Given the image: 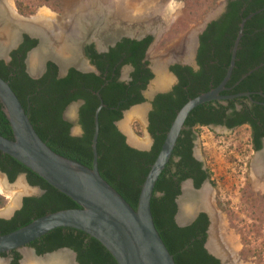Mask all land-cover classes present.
Here are the masks:
<instances>
[{
	"label": "trees",
	"instance_id": "16d2710c",
	"mask_svg": "<svg viewBox=\"0 0 264 264\" xmlns=\"http://www.w3.org/2000/svg\"><path fill=\"white\" fill-rule=\"evenodd\" d=\"M47 1L44 0L45 3ZM214 1L208 0V4L211 5ZM16 6L23 16L34 13L23 8L20 2ZM263 9L264 0H231L226 13L217 21L211 22L199 37L200 45L196 58L199 70L194 72L191 68L178 66L172 68L179 82L172 92L157 95L153 101L148 127L153 144L149 151H138L129 147L115 123L120 121L124 111L144 102L142 92L151 81L152 75L145 68L147 63L142 62L152 42L151 37L139 42L123 39L103 55H97L93 46H89L86 51L100 71L99 77L70 69L66 77L58 78L56 65L48 63L46 73L35 80L26 73L24 61L27 53L37 46V41L24 36L23 44L11 53L10 62L0 60V78L8 83L19 99L40 139L56 154L88 168H91L92 164L94 113L99 106L95 93H99L105 107L99 113L98 170L101 177L136 210L142 184L161 150L176 114L189 100L216 88L221 83L229 66L240 23L258 11L260 13L244 24L235 67L225 86L226 90L221 95L230 96L245 92H261L264 95ZM119 61L120 65L115 69ZM125 64L134 68L131 81L127 84L118 82L120 66ZM251 97L258 104H254L250 111H233L230 117L225 115V108L210 107L207 103L189 114L171 157L181 158V163L175 166L177 174H180L185 164L192 162L193 169H196L200 178L194 180L196 188L200 187L204 179H211L210 172L201 174L200 164L193 162L190 157L193 141L191 128L195 125H219L223 124L225 119L229 128L249 125V143L254 151L261 149V139H264V96ZM79 100L85 102L79 111V125L83 134L81 137H72L69 135L71 125L63 121L62 113L71 103ZM245 100L247 101L245 98L238 99ZM0 135L13 139L1 105ZM171 162L170 160L156 182L151 199L155 228L173 256L175 264H220L204 247L209 224L205 214L199 215L186 227H179L175 222V199L179 195V183L183 180H173L170 174ZM0 171L7 176L10 183H13L19 174L24 173L30 186L43 191L41 196L25 198L21 209L11 219H0V236L14 232L47 214L79 208L70 198L1 152ZM189 172L188 175H182V179L189 177ZM4 204L5 199L0 197V207ZM30 246L39 256L66 248L76 254L79 264H117L100 243L74 229L53 230L32 242ZM11 255V264H18L21 258L19 253L14 250Z\"/></svg>",
	"mask_w": 264,
	"mask_h": 264
},
{
	"label": "water",
	"instance_id": "95a60500",
	"mask_svg": "<svg viewBox=\"0 0 264 264\" xmlns=\"http://www.w3.org/2000/svg\"><path fill=\"white\" fill-rule=\"evenodd\" d=\"M230 1L231 0H220L216 5H214L212 9H210L207 14H205L193 32L181 38L180 42L174 46L171 51H169L172 57L169 60H165L162 66L166 75L170 77L171 82H173L174 77L169 73V67L173 64L190 66L194 70H198L196 57L200 45L199 36L211 22L217 21L224 13H226V9ZM216 7H220V11L215 15H211L212 10H214ZM258 13H260V11L249 15L240 23L239 32L232 47L229 66L221 83L216 88H213L210 91L200 94L194 99L189 100L176 114L168 132L166 133L161 150L142 184L136 210H134L119 195V193L101 177L98 170L97 139L99 134V113L105 107L98 93L96 94L99 98V106L94 113V133L91 140L92 164L91 168H88L56 154L40 139L31 125L19 99L12 91L8 83L0 78L1 110L9 123L13 135L12 140L0 135V152L19 162L26 169L39 176L47 184H49L61 194L70 198L76 205L79 206L77 209L63 210L47 214L14 232L0 236V256L2 254L10 253L14 250H18L22 256H24L25 252H29L34 256V258L43 260L50 257H55L61 253H67L72 258V263L78 264L76 262V254L70 249L63 248L52 253L38 256L35 254L33 249L28 248L32 242L41 238L42 236H45L53 230L59 228H69L83 232L90 238L96 240L107 250V252L112 256L117 264H175L173 256L167 250L154 225L151 212V199L154 187L171 159L180 133L184 128L186 119L195 108L213 101L230 100L238 97H249L248 93L238 94L235 96H221L220 94L225 90V86L229 82L232 71L235 67L236 53L243 35L244 24L248 19L252 18ZM12 15L22 21H31L37 16L36 14L30 17H23L16 12V9L14 13L12 12ZM63 16L64 12L59 15L55 14V17L58 21H61ZM150 33L152 32L144 29L142 31H135L134 34L125 33L115 35V37L110 39V41H107L106 47L108 45H115L122 38L130 37L141 40ZM24 34H27L31 38L38 41L37 46L27 53V58L25 61L26 73L32 79H38L42 76L45 62L51 60L46 58L42 61L40 67L41 69L38 71V74L32 75L29 73L27 67L29 55L38 50V48L42 45L41 34L39 31H34L32 34H29L26 31L20 30L14 33V37L9 44H0V60L5 61L6 63L9 61L11 51L18 48L22 41V35ZM162 34L163 33H161V31L158 34H154V42L150 46L148 53L158 44ZM189 35V40L191 42L189 50L190 56L188 60H183L181 57H179L182 55V52L179 50V46L183 42L184 38ZM88 42V39L84 41L81 40L80 44L78 45V57L81 59L84 58V45ZM161 57L163 56H158V58ZM148 60L150 61L149 68L152 71L154 78L149 82L146 90L142 93L145 102L143 104L135 105L129 110L144 107L147 113L148 109H150V102L153 100V98L158 93H167L172 85L171 83L162 89L154 88L153 82L156 79V73L152 63L154 59L152 60L148 58ZM52 61L57 64V62L54 60ZM58 67V78H64L67 75L69 68H75L78 70V68L72 65H67L63 69H61L59 65ZM78 71L84 72V70ZM91 71H94L93 67H91ZM83 103V101L71 103L65 111L66 113L69 109H72L73 117L75 119H69L67 117H65V119L73 123V125L76 126L79 131L80 127L76 120L77 110L81 105H83ZM129 110L123 113V118L121 120L124 119L125 113H127ZM146 113L143 118L145 125L147 124ZM121 120L116 122L115 126L125 137L126 144L138 151H149L153 144L149 132L146 130L148 139L150 140L148 146L145 148L134 147L128 142L127 136L119 129L118 124L121 122ZM2 176L8 183L6 176ZM18 178L19 176L17 179ZM20 179H23V182L31 190V194L33 196H40L43 194L41 189L31 187L26 182L24 175H20ZM204 187L209 189L211 199H213L214 191L208 182H205L200 189H191V191L198 193ZM21 201L22 196H18L15 206L10 209L9 212L5 213V215H1L6 219L11 218L14 212L21 208ZM211 203L214 209H216L213 201ZM201 212L206 213L209 220V226L206 232L207 240L204 246L206 251L211 256L219 260L220 264H240L237 262V260L229 257V255L226 254V250L222 246H220L219 250L217 247L215 249L210 248V244H212L211 238L213 231L211 227V217L207 211L196 208L193 210L187 221L179 222L178 206L175 222L179 227L189 226L196 220L199 213ZM224 256L226 259H223ZM0 263L8 264V261L0 259Z\"/></svg>",
	"mask_w": 264,
	"mask_h": 264
},
{
	"label": "bare ground",
	"instance_id": "6f19581e",
	"mask_svg": "<svg viewBox=\"0 0 264 264\" xmlns=\"http://www.w3.org/2000/svg\"><path fill=\"white\" fill-rule=\"evenodd\" d=\"M137 1L138 0H75L74 3L72 2L67 5L61 21H58L55 14L47 8H41L33 20L22 21L12 15V12H15L13 0H0V44H9L14 37V33L17 31L23 30L29 34H32L34 31H39L42 45L38 50L29 55L27 66L29 73L32 75L38 74L42 61L46 58L57 62L62 69L67 65H74L80 69H86V66L82 64V59L78 57L77 48L80 41H84L89 35L97 40L99 45H102L101 43H105L108 40L107 34L111 32L110 30L113 28V25H120L119 22L126 24V27H130L134 24L137 26L142 25L145 27V30L158 32V28H154L155 22H159L158 20L162 19L163 23H171L175 18L172 14L173 9H171L170 6H166L165 9L162 5L156 4V2L141 1L137 3ZM219 11L220 7H216L212 10L211 15H215ZM125 26L120 28L126 29ZM132 29L130 30L132 31ZM120 34L125 33L122 32ZM189 39L190 35L186 36L184 38L185 41L183 40L184 42L179 46V50L182 52V55L179 57L183 60H188L190 56L189 50L191 42ZM171 57L172 55L170 53L161 58H152V60L154 59L152 63L156 73V79L153 82L155 89L165 88L172 83L168 78L169 76L167 77L165 75L166 73L162 66L163 62L171 59ZM143 109L145 108H134L129 115L125 113V115L127 114V116H125L126 119L123 124H118L119 129L128 134L129 131H127L128 126L126 125V121L133 117L142 120L144 115ZM66 113L67 117L69 113L73 114V111L69 109ZM120 124L122 125V129L120 128ZM127 138L128 142L137 148H145L149 144L146 140H136V137L134 138L131 135L127 136ZM252 166L257 186L264 189V152L262 155L259 154L256 157ZM21 180L22 179H20L15 186L8 187L4 179H0V191L3 192V194L5 191L11 193L10 209L15 206L14 202L16 200V195L18 193L25 194V192L29 190V188L27 190L26 185H24V182ZM183 192V196L179 200V222L187 221L196 208L207 211L211 217V227L213 231L210 248L215 249L217 247L219 250L220 246H222L229 257L237 260L238 246L233 236L226 235V227L219 213L217 210L215 211L212 206L209 189L204 187L198 193H194L185 185ZM217 233L219 234L220 242L216 241L218 238H214ZM24 257L22 264H54L55 260H58L61 264H73L72 258L67 253H61L55 257H50L37 263L29 252H25ZM224 258L226 259L225 256L223 259ZM239 263L245 264L243 262Z\"/></svg>",
	"mask_w": 264,
	"mask_h": 264
},
{
	"label": "rangeland",
	"instance_id": "374dc122",
	"mask_svg": "<svg viewBox=\"0 0 264 264\" xmlns=\"http://www.w3.org/2000/svg\"><path fill=\"white\" fill-rule=\"evenodd\" d=\"M141 1L156 2L165 9L166 6H170L175 16L172 23L161 25L163 34L158 44L149 52V56L154 58L173 48L181 38L193 32L205 14L220 0H215L211 5L208 4V0H138L137 3ZM19 2L22 3L23 8H27V11L34 13L21 15L16 6ZM72 2L74 3L75 0H48L46 3L44 0H13L16 12L23 17L34 16L41 8H47L59 15ZM133 33L135 31L128 34ZM132 111L133 109L129 110L127 114ZM125 119L126 117L120 123L123 124ZM126 125L129 133L122 130L124 134L136 137V140L150 142L144 121L133 117L126 121ZM72 130L73 135H80L76 126L73 125ZM249 139L250 133L247 127L233 131L218 130V132L206 128L197 129L196 152L211 174V182L214 183L211 200L226 227L225 233L228 234L227 236H233L238 246L237 262L264 264V189L258 187L255 181L252 165L257 154L252 151ZM19 178L9 186H15L20 181ZM0 179L5 178L0 174ZM31 193L25 192L20 196H29L32 195ZM0 197L5 199L0 211L10 209L11 193H0ZM214 238H218L216 241H219V234L217 233Z\"/></svg>",
	"mask_w": 264,
	"mask_h": 264
},
{
	"label": "flooded vegetation",
	"instance_id": "af4514ba",
	"mask_svg": "<svg viewBox=\"0 0 264 264\" xmlns=\"http://www.w3.org/2000/svg\"><path fill=\"white\" fill-rule=\"evenodd\" d=\"M14 4V3H13ZM15 6V5H14ZM40 10V9H39ZM38 10V11H39ZM38 11H37V13L36 14H38ZM159 22H155L154 23V28H158L157 30H158V32L157 31H151L152 33H150L149 35H147L145 38H143V39H141V40H137V39H135V38H130V37H127V38H122L119 42H121L123 39H130V40H133V41H137V42H139V41H143V40H145L146 38H148V37H151L152 38V42H151V44L149 45V47L147 48V51H146V53H145V58H144V60H143V62L142 63H147V65H146V69L149 71V73L152 75V79L154 78V75H153V73H152V71L150 70V61L148 60V58H150V56H149V53H148V50H149V48H150V46L153 44V42H154V34H158L160 31H161V25H163V24H165V23H163L162 22V19L161 20H158ZM162 24H161V23ZM169 23V22H168ZM172 23V22H171ZM119 24L120 25H118V24H115V25H113V28H111V32L109 33V34H107V38H108V40L107 41H110V39H112L113 37H115V35H119L120 33H130V32H132V31H140V30H144L145 29V27L144 26H137V25H131L130 27H126L125 25L126 24H124V23H120L119 22ZM158 24V25H157ZM160 25V26H159ZM126 27V29H124V28H120V27ZM83 27H85V26H83ZM132 27H135L136 29H132ZM128 28H130V29H132V31L130 30V29H128ZM122 30V31H121ZM205 31V30H204ZM203 31V32H204ZM114 32V33H113ZM118 32V33H117ZM134 34V33H133ZM24 36H27V37H29V38H31L29 35H27V34H24V35H22V41H21V43H20V45L18 46V48L23 44V42H24ZM200 37V36H199ZM31 39H33V38H31ZM89 40V42L88 43H86L85 45H84V58L82 59V64L83 65H85L86 66V69L85 68H83V69H80V68H78V67H76V66H74V65H72V66H74V67H76V68H78V70H84V72H82V71H78L77 69H75V68H69L68 69V71H67V74H68V72H69V70L70 69H74V70H76V71H78V72H80V73H82V74H94L95 76H100V71L98 70V68H97V66H96V64L93 62V60L91 59V57L87 54V48L89 47V46H93V50L95 51V53L97 54V55H103V54H107L108 52H109V50L111 49V48H114L119 42H117L115 45H113V46H111V45H108L107 47H106V45H107V41L105 42V43H101L102 45H99L98 44V42H97V40H95L93 37H91V35H89V37H87V38H85L84 40ZM34 40H36V39H34ZM37 41V40H36ZM37 43H38V41H37ZM17 48V49H18ZM17 49H14V50H12L11 51V53L13 52V51H15V50H17ZM172 50V48H170L169 50H165L166 52L165 53H162L161 54V56H164V55H167V54H169L170 52L169 51H171ZM11 53H10V55H11ZM160 56V55H159ZM26 58H27V55H26ZM26 58H25V61H26ZM153 57H151V59H152ZM154 58H158V56L157 57H154ZM197 58V57H196ZM10 60H11V57H9V61L7 62V63H9L10 62ZM3 61V60H2ZM25 61H24V64H25V68H26V63H25ZM5 62V61H4ZM120 62L121 61H119L117 64H116V66H115V69L116 68H118L119 67V65H120ZM197 62V61H196ZM48 63H53V64H55L56 65V67H57V69H58V75H59V67H58V65L56 64V63H54L53 61H52V59L51 60H48V61H46L45 62V65H44V70H43V73H42V76L46 73V71H47V65H48ZM27 66H28V63H27ZM60 66V65H59ZM175 66H178V67H180V68H186V67H188V68H191L192 69V71H194V72H197L198 70H199V67H198V70H194L192 67H190V66H185V65H181V64H173V65H171L170 67H169V73L170 74H172L173 75V77H174V79H173V82H172V85H171V87H170V90L167 92V93H158L157 95H161V94H168V93H170V92H172V90H173V88L178 84V82H179V80H178V76L172 71V68L173 67H175ZM198 66V65H197ZM41 67V66H40ZM91 67H93L94 68V71H91ZM61 68V67H60ZM41 68H39V70H40ZM62 69V68H61ZM133 71H134V68H133V66L132 65H130V64H125V65H121L120 66V69H119V76H118V82L119 83H129L130 81H131V74L133 73ZM166 75V74H165ZM41 76V77H42ZM67 76V75H66ZM65 76V77H66ZM167 76V75H166ZM40 77V78H41ZM59 77V76H58ZM168 77V76H167ZM40 78H38V79H40ZM169 78V80H170V82H171V79H170V77H168ZM151 79V80H152ZM35 80H37V79H35ZM149 84V83H148ZM148 86V85H147ZM147 88V87H146ZM213 89V88H212ZM146 90V89H145ZM144 90V91H145ZM225 90H226V87H225ZM224 90V91H225ZM143 91V92H144ZM223 91V92H224ZM142 92V93H143ZM246 93V92H245ZM221 94H222V92H221ZM220 94V95H221ZM240 94H243V93H240ZM249 94V97H238V98H234V99H230V100H219V101H213V102H210V103H207V104H209V106L210 107H216V108H219V107H223V108H225L226 110H225V115L228 117H230V115L232 114V112L233 111H236V112H241L242 110H248V111H250V109L252 108V106H254V104H258V103H256V102H254L253 101V99H252V95H258V96H264L261 92H257V93H248ZM95 95L97 96V94L95 93ZM98 95H99V93H98ZM156 95V96H157ZM235 95H238V94H235ZM235 95H230V96H235ZM155 96V97H156ZM221 96H224V95H221ZM142 97H143V94H142ZM155 97L153 98V100L150 102V109H148V111H147V113H146V128H147V131H148V127H149V113L151 112V110H152V108H153V101H154V99H155ZM240 98H245V99H247V101L245 100V101H238V99H240ZM99 99V98H98ZM143 99H144V97H143ZM79 101H82V100H79ZM78 102V101H77ZM84 102V101H83ZM144 102H145V99H144ZM143 102V103H144ZM142 103V104H143ZM85 104V102L83 103V105ZM231 104H232V106H231ZM83 105H81L79 108H78V110H77V118H76V120H77V122H78V125H79V111H80V108L83 106ZM67 109V108H66ZM66 109L63 111V113H62V119H63V121H65V122H67V123H69L70 125H71V128H70V130H69V135L70 136H72V137H81L82 136V134H83V129H82V127L79 125V127H80V135H73V130H72V128H73V123H71L70 121H68L67 119H65V117H66V115H67V113H65V111H66ZM143 111H144V115H143V118H144V116H145V109H143ZM125 112V111H124ZM123 112V113H124ZM123 113H122V118H123ZM72 113L70 114H68V116H67V118H69V119H71V117H72ZM121 118V119H122ZM143 118H142V121H143ZM120 119V120H121ZM226 122H227V120L225 119L224 121H223V124H210V125H207V126H202V127H199L198 125H195V126H193L192 128H191V134L193 135V141H192V147H191V154H190V157H191V159H192V161L193 162H196V163H198V164H200V173L202 174V173H207V172H209L208 170H207V168L205 167V164H204V162L200 159V157L197 155V152H196V147H197V145H196V138H197V129H202V128H206V129H209V130H212V131H214V132H218V130H221V131H233V130H235V129H238V128H241V127H247L248 129L250 128V126L249 125H242L241 127H232V128H229V127H227V125H226ZM184 129V128H183ZM187 129V128H186ZM183 131V130H182ZM181 131V132H182ZM249 133H250V130H249ZM181 134V133H180ZM151 136V135H150ZM152 138V137H151ZM152 141H153V139H152ZM261 145H262V147H261V149L260 150H258V151H254L253 150V148L251 147V149H252V151L255 153V154H257L256 155V157L260 154V155H262L263 154V150H264V139L262 138L261 139ZM251 146V145H250ZM172 157V156H171ZM256 157H255V159H256ZM254 159V160H255ZM172 162H171V170H170V174H171V176H173V180H183V181H181L180 183H179V195L176 197V199H175V204H176V209H177V212H178V206H179V200H180V198L183 196V191H184V187H185V185H187L189 188H190V190L191 189H194V190H198V189H200L203 185H204V183L205 182H208L209 183V185L212 187V183H211V180L212 179H208V178H206V179H204V181L202 182V184L200 185V187L199 188H196L195 187V181L194 180H200V178H199V176H198V173H197V171H196V169H195V171H194V166L191 164L192 162H189V163H187V164H185L183 167L184 168H181V170H180V174L178 173L177 174V170H176V165L177 164H179V163H181V158L180 157H178V156H174L172 159H170ZM190 171V172H189ZM1 172V171H0ZM188 172L190 173V176L189 177H186V178H184V179H182V175H188ZM195 172V173H194ZM183 173V174H182ZM1 175H5V174H3L2 172H1ZM20 175H24V177H25V180H26V182L28 183V181H27V175L26 174H24V173H22V174H19L18 176H20ZM6 176V175H5ZM17 176V177H18ZM17 177H16V179H15V181L17 180ZM6 179L8 180V183H10L9 182V179L7 178V176H6ZM20 179V178H19ZM4 181H5V179H4ZM14 181V182H15ZM21 181H23V179L21 180ZM13 182V183H14ZM5 183H6V185L8 184L6 181H5ZM13 183H10V184H8L7 186H11V184H13ZM24 184V183H23ZM25 185V184H24ZM32 187V186H31ZM26 188H27V190H28V187L26 186ZM35 188H38V187H35ZM28 192L29 193H31V190L29 189L28 190ZM28 192H26V194H29ZM0 193H3V192H1L0 191ZM5 193H8L7 191H5ZM24 193H22V194H17L16 195V200H15V202L14 203H16V201H17V199H18V197L17 196H20V195H23ZM41 196V195H40ZM28 197H33V195H29V196H22V201H21V204L23 205V200L25 199V198H28ZM35 197H37V196H35ZM22 205H21V207H22ZM12 209V208H11ZM21 209V208H20ZM19 209V210H20ZM19 210H16L15 212H14V214H13V216L15 215V213L17 212V211H19ZM6 211H10V209H6L5 211H0V219H3V220H9V219H11V218H9V219H6V218H4L1 214H4L5 215V212ZM177 212H176V214H177ZM7 213V212H6ZM201 214H205L206 215V217L208 218V216H207V214L206 213H203V212H201V213H199V215H201ZM199 215H198V217H199ZM175 217H176V215H175ZM197 217V218H198ZM196 218V219H197ZM208 222H209V220H208ZM208 226H209V224H208ZM28 248H30V249H33L34 250V252H35V249L34 248H32L30 245L28 246ZM63 249V248H62ZM59 250V249H58ZM16 252H18L19 253V255H20V260L18 261V264H21V262L24 260V256H22V254L18 251V250H15ZM57 251V250H56ZM12 252V251H11ZM11 252L10 253H7V255L5 256V257H2V256H0V259L1 260H5V261H8V264H11L12 263V260H13V256L11 255ZM55 252V251H54ZM52 253V252H51ZM35 254H36V252H35ZM32 255V254H31ZM37 255V254H36ZM39 256V255H38ZM42 256V255H41ZM32 257L34 258V256L32 255ZM34 260H36L35 262L37 263V262H41V261H43V260H45V259H43V260H38V259H36V258H34ZM58 262V263H57ZM76 262H77V258H76ZM60 262L59 261H56L54 264H59ZM78 263V262H77ZM0 264H4V263H0ZM37 264H44V263H37ZM61 264V263H60ZM79 264V263H78Z\"/></svg>",
	"mask_w": 264,
	"mask_h": 264
}]
</instances>
